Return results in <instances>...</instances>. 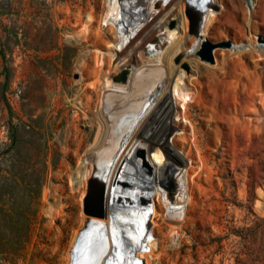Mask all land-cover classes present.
Here are the masks:
<instances>
[{
	"label": "rangeland",
	"instance_id": "374dc122",
	"mask_svg": "<svg viewBox=\"0 0 264 264\" xmlns=\"http://www.w3.org/2000/svg\"><path fill=\"white\" fill-rule=\"evenodd\" d=\"M90 1L0 0V264L68 263L73 235L82 222L85 187L80 181L88 167L82 166L81 157L90 144L86 120L76 122L81 139L69 133L74 107L85 102L73 62L79 46L70 37L75 18L85 20L82 9L90 6L98 14L105 6V0ZM253 2V19L264 34V0ZM237 3L251 9L244 0ZM182 10L190 16L189 5ZM233 17L231 13L220 19L224 23L214 32L217 36L213 33L215 39L200 36L196 59L213 63V50L230 46L232 36L241 34L243 24ZM177 24L182 25L179 8L167 19V26ZM184 35L182 42L191 47ZM89 48L82 44V51ZM250 65L248 98L240 104L250 125L241 140L225 142L203 134L197 116L200 79L185 78L178 94L171 93L192 119L190 124L174 121L192 145L185 152L192 161L188 180L195 181L193 205L189 224L179 234L166 224L152 237L157 245L150 264H264V69ZM90 96L95 112L97 97Z\"/></svg>",
	"mask_w": 264,
	"mask_h": 264
},
{
	"label": "bare ground",
	"instance_id": "6f19581e",
	"mask_svg": "<svg viewBox=\"0 0 264 264\" xmlns=\"http://www.w3.org/2000/svg\"><path fill=\"white\" fill-rule=\"evenodd\" d=\"M214 1L219 10L208 0H105L100 13L81 8L85 20L71 23L70 38L79 46L72 61L85 102L74 107L69 133L81 135L77 123L86 120L90 144L81 157L88 167L80 181L82 222L67 264H150L157 245L152 237L166 224L175 235L189 224L195 181L188 180L192 161L185 151L192 145L174 119L190 124L191 114L173 100L185 78L200 79L197 116L205 136L227 142L248 133L250 119L240 104L248 98L250 64L264 69V34L253 19V0L251 9L240 8L237 0ZM187 5L191 19L182 10ZM178 8L182 25L171 28L167 19ZM231 13L243 24L241 34L232 36L230 46L213 50V63L196 59L200 36L215 39L220 19ZM183 33L191 47L182 42ZM82 44L89 50L82 51ZM159 216L162 224L156 223Z\"/></svg>",
	"mask_w": 264,
	"mask_h": 264
},
{
	"label": "built area",
	"instance_id": "2783aa9c",
	"mask_svg": "<svg viewBox=\"0 0 264 264\" xmlns=\"http://www.w3.org/2000/svg\"><path fill=\"white\" fill-rule=\"evenodd\" d=\"M244 2H245V6H246V7H251L250 0H249V1H247V0H244Z\"/></svg>",
	"mask_w": 264,
	"mask_h": 264
}]
</instances>
